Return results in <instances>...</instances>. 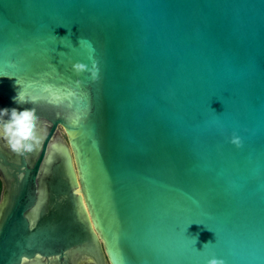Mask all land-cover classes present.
I'll list each match as a JSON object with an SVG mask.
<instances>
[{"label":"water","instance_id":"1","mask_svg":"<svg viewBox=\"0 0 264 264\" xmlns=\"http://www.w3.org/2000/svg\"><path fill=\"white\" fill-rule=\"evenodd\" d=\"M31 107L0 264H264V0H0V109Z\"/></svg>","mask_w":264,"mask_h":264},{"label":"clouds","instance_id":"2","mask_svg":"<svg viewBox=\"0 0 264 264\" xmlns=\"http://www.w3.org/2000/svg\"><path fill=\"white\" fill-rule=\"evenodd\" d=\"M60 38L62 39L63 37ZM71 70L76 76L87 74L92 81L98 79L99 69L95 61L90 65L76 62L72 64ZM74 83L79 86L81 81L77 80ZM13 100L21 105L26 102L33 103V101L24 98L22 91H19L17 96L13 97ZM212 110L215 111L214 109ZM0 140L6 141L8 149L18 156H23L36 150L41 143L40 118L36 114V109L34 107L25 108L23 111H18L16 108L0 109ZM229 142L237 149L241 147V140L235 134H233ZM206 264H224V261L213 257L207 259Z\"/></svg>","mask_w":264,"mask_h":264},{"label":"rangeland","instance_id":"3","mask_svg":"<svg viewBox=\"0 0 264 264\" xmlns=\"http://www.w3.org/2000/svg\"><path fill=\"white\" fill-rule=\"evenodd\" d=\"M57 136H58L61 140H64V135H63V133H62L61 130H58V131H57ZM1 142H2L3 145H6V141L1 140ZM79 264H80V263H79Z\"/></svg>","mask_w":264,"mask_h":264},{"label":"flooded vegetation","instance_id":"4","mask_svg":"<svg viewBox=\"0 0 264 264\" xmlns=\"http://www.w3.org/2000/svg\"><path fill=\"white\" fill-rule=\"evenodd\" d=\"M2 191H3V181H2V178L0 176V198H1Z\"/></svg>","mask_w":264,"mask_h":264}]
</instances>
